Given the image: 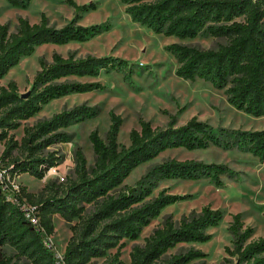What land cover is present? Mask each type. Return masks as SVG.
Wrapping results in <instances>:
<instances>
[{
	"label": "trees",
	"instance_id": "16d2710c",
	"mask_svg": "<svg viewBox=\"0 0 264 264\" xmlns=\"http://www.w3.org/2000/svg\"><path fill=\"white\" fill-rule=\"evenodd\" d=\"M6 1L24 7L30 0ZM69 2L79 11L90 6ZM121 2L133 21L165 36L180 40L196 36L225 39V43L213 48L182 41L167 45L177 64L175 75L190 81L202 79L216 88H224L226 100L233 107L256 117L264 115V0ZM78 17L76 14L58 27L50 24L44 14L37 23L19 16L13 32L8 31L6 23L0 24V79L38 45L85 40L106 27L104 24L80 25ZM39 65L26 97H20L14 81L0 86V140L9 129L33 116L50 100L103 87L99 82L81 78L116 70L121 71L124 80L131 82L135 68L139 67L111 55L77 56L74 51L66 55L54 52L50 60L40 59ZM98 112L97 105L83 102L25 127L23 143L32 154L25 159L9 160V149H4L0 154L1 167L10 174L27 172L41 178L56 164L57 158L54 154L37 156L36 150L70 141L72 133L66 127L94 117ZM169 117L164 127H152L149 121L139 120V129L130 130V143L124 146L117 142L121 117L110 112L105 137L96 130L88 135L94 154L91 167L86 166L81 149H74L77 178L61 196L32 200V194L26 193L24 187L19 186L16 192L8 182L0 181V248L7 244L13 246L27 259L25 264H90L91 258L102 256L121 239H135L166 205L190 196L169 193L165 189L150 196L159 181L207 178L215 186H222V176H238L225 163L167 157L149 166L133 188H125L124 179L139 164L167 149L196 150L209 146L247 151L264 159V127L249 130L213 126L195 116L176 125L175 114ZM88 204L95 205L94 211L85 219L79 235L67 241L62 260L57 262L54 252L43 243L44 236L53 233L52 214H60L69 223L81 215ZM29 205L34 206L35 223L26 216L25 209ZM222 215L219 208L208 204L178 221L167 215L143 246L133 247L131 263L188 264L203 258L205 253L193 246L165 255L179 243L207 241L210 238L207 229L216 226ZM227 229L231 246L226 247L222 264H264V236L252 238L253 228L244 224L240 212L232 215ZM0 264L17 263L0 252Z\"/></svg>",
	"mask_w": 264,
	"mask_h": 264
},
{
	"label": "rangeland",
	"instance_id": "374dc122",
	"mask_svg": "<svg viewBox=\"0 0 264 264\" xmlns=\"http://www.w3.org/2000/svg\"><path fill=\"white\" fill-rule=\"evenodd\" d=\"M69 1L77 5L90 6L85 11H79ZM42 14L47 17L50 24L58 27L76 14H79L77 20L80 25L104 24L106 27L85 40H71L64 44L44 43L36 46L31 54L22 57L7 71L0 79V86L14 81L19 94L27 92L35 73L40 68V59L50 60L54 52L66 55L69 51H74L77 56L111 55L139 67L135 68L131 82L124 80L121 71L116 70L101 71L98 76L81 78L99 82L103 87L52 99L33 116L22 120L16 128L7 131L6 137L0 140V154L4 149H9V160L25 159L32 154L23 143L25 127H30L64 108H71L83 102L97 105L99 108L96 116L66 127V130L72 133L70 141L36 150L37 156L54 154L57 158L56 164L41 178L27 172H17L14 175L12 179L14 183L24 187L26 193L32 194V200L61 196L67 186L76 180L77 169L74 159L76 147L84 154L86 166H92L94 154L88 135L92 130H96L101 137H105L110 125V112L121 117L117 142L124 146L130 143V130L139 129V120L149 121L152 127H164L171 114L176 116V125H181L195 116L213 126L249 130L264 127V115L256 117L233 107L226 100L224 88H216L202 79L190 81L175 75L177 64L173 54L166 49L167 45L182 41L202 48H213L225 43V39L196 36L180 40L175 36L154 32L149 27L133 21L125 12L121 0H30L24 7L0 0V24L6 23L9 32L15 30L19 16L28 19L30 23H37ZM167 157L225 163L235 170L238 176L235 178L222 176V186H215L207 178L159 181L150 196L156 195L162 189L169 193L190 196L166 205L141 229L135 239H121L102 256L91 258L90 264H132L133 247L143 246L167 215L178 221L191 211H198L207 204L219 208L223 214L216 226L207 229L210 238L205 242L179 243L168 249L165 256L193 246L202 250L205 256L188 264H222L223 257L226 256V247L231 246V235L227 227L232 215L237 212H240L244 224L253 228L252 238L264 236V159L260 160L247 151L222 149L216 146L196 150L167 149L133 168L123 181L125 188H133L149 166ZM94 208V204L86 205L84 212L72 218L69 223L60 214H52L53 233L47 236V240L53 252L63 253L67 241L71 236L79 235L85 219ZM0 252L17 264L27 262V259L18 254L11 245H4Z\"/></svg>",
	"mask_w": 264,
	"mask_h": 264
},
{
	"label": "built area",
	"instance_id": "2783aa9c",
	"mask_svg": "<svg viewBox=\"0 0 264 264\" xmlns=\"http://www.w3.org/2000/svg\"><path fill=\"white\" fill-rule=\"evenodd\" d=\"M2 166V163L0 162V181H6L9 183V185L11 186L12 190L18 192L19 191V186L17 184L14 183V181L12 180L14 175L17 174V172H14L13 174H10L9 172H7ZM33 209L34 206L29 205L26 207V216L32 221V222H36L37 218L33 216ZM43 243L47 248L51 249V244L48 242L47 240V236H44L43 238ZM54 256L57 260V262H60L62 260V254H58L54 252Z\"/></svg>",
	"mask_w": 264,
	"mask_h": 264
},
{
	"label": "water",
	"instance_id": "95a60500",
	"mask_svg": "<svg viewBox=\"0 0 264 264\" xmlns=\"http://www.w3.org/2000/svg\"><path fill=\"white\" fill-rule=\"evenodd\" d=\"M27 93L28 92H25V93L20 94V97H26Z\"/></svg>",
	"mask_w": 264,
	"mask_h": 264
}]
</instances>
